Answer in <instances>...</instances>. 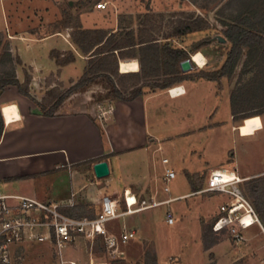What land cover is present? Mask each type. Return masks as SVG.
Instances as JSON below:
<instances>
[{
	"label": "crops",
	"instance_id": "1",
	"mask_svg": "<svg viewBox=\"0 0 264 264\" xmlns=\"http://www.w3.org/2000/svg\"><path fill=\"white\" fill-rule=\"evenodd\" d=\"M36 1L32 0L31 3H28L35 5ZM55 1H51L52 10L49 14H39L36 17L19 12L20 3L18 0H0V32L7 37L12 54L18 56L21 61V65H17L15 70L16 78L20 83H23L26 78L29 79V93L36 101L45 98L46 92L53 88L64 90L75 84L84 74L91 59L89 55L82 54L72 42L70 28L62 27L47 34L31 29L42 18L43 21L39 22L41 24L39 29H44V24L52 22L51 18L57 15L54 12L57 8V4H54ZM43 2L46 3V1ZM97 10L90 14H80L79 20L84 29H100L109 34L120 30L118 21L114 20V17L101 18V14ZM182 49L187 51L185 48ZM53 51L61 54V60L69 59L70 62L58 65L51 55ZM203 58L205 59L203 66H205L207 60L204 56ZM123 64L134 67V70L122 71ZM136 65L137 67H135ZM117 71L121 75L136 74L140 72V66L133 57L124 60L118 58ZM129 78L123 79L126 88L131 86ZM223 80L226 79L222 78L220 82H224ZM215 84L216 81L193 78L172 86V88H181L184 91L181 95L178 93L169 94L168 90L172 91V88H152L150 90L149 87H144L142 94L132 101L108 99L86 107L83 103L78 104L71 101L73 96L80 93L77 92L64 100L55 114L50 117L33 114L34 104L20 95L15 87H6L0 96V113L3 107L14 104L18 108L19 119L15 118L13 122L8 123L4 117L2 118L0 189L3 192L10 191V193L7 192L9 194L23 195L47 202L67 204L72 201L73 207L63 209L66 215L78 219L92 218L99 210L101 198L94 209L88 205L89 202L77 203L75 198L87 184L83 183L79 189L73 176L78 170L86 169L87 173L91 174L95 180L92 184L99 186L98 193L101 194V197L107 195L121 201L123 192L129 190L138 199H143L147 203H159L156 207L130 214L137 215L136 219L127 220L126 227H123L127 230H136L133 228L136 226L137 234L141 240L138 243V255L142 256L146 249L145 245L154 243L152 231L155 225L173 226L175 224V220L172 225L166 224L165 216L158 214L165 213L164 215H166L167 212H171L174 215L172 204L198 192H192L188 183L187 189L182 193L169 195V189L168 193L163 191L167 195H160L157 186L161 181L163 182L165 170L173 171L175 179L177 172L195 174L205 170L198 169L189 172L185 169L183 162L180 164L175 158L174 162L171 164L169 162L167 166H164L160 161L159 172L158 163L150 159L148 155L150 153L153 157L157 152H161L163 150L162 142L167 139L171 141L170 146L174 147L179 136L191 134L198 138L204 135L206 138L209 133L218 130L222 124L221 119L219 120L222 101L224 97L226 99L228 91L224 85V89L217 95ZM98 85L100 89L103 88L101 84H93V86ZM102 91L100 93H103ZM162 117L166 120L161 119ZM230 118L232 119V115ZM260 118L262 120L261 116ZM176 121L178 124L190 121L192 127L175 136L160 135L162 131L160 125L170 129ZM242 124L235 129L238 131L239 138L251 137L240 135L238 129ZM98 125L101 126L104 137H101ZM244 125L252 126L255 132L254 125L250 123ZM262 130L256 131L252 136ZM195 142L201 143L199 139ZM197 149L194 151L195 153H197ZM100 161H105L110 171L109 176L103 180H98L93 172V165ZM134 165V168L136 166L140 168L138 175L132 174ZM45 177H47V186L44 187V191L35 189L33 187L35 181ZM23 182L33 183L32 188L23 190L19 187L16 188V184ZM87 206L91 207L90 215L84 214ZM81 214L82 216L79 217ZM153 214L154 219L152 218ZM130 215H126L124 218ZM128 227L131 228L128 229ZM204 251L205 264H207L206 252L208 249H204ZM122 252L121 257H125L127 253ZM47 253H50L48 246ZM128 257L130 258V256ZM132 259L135 262L139 260L138 256ZM91 261L94 262L91 259L89 263ZM155 263L152 260L141 261L139 264Z\"/></svg>",
	"mask_w": 264,
	"mask_h": 264
},
{
	"label": "rangeland",
	"instance_id": "2",
	"mask_svg": "<svg viewBox=\"0 0 264 264\" xmlns=\"http://www.w3.org/2000/svg\"><path fill=\"white\" fill-rule=\"evenodd\" d=\"M20 3L19 12L24 15L36 16L39 14H49L52 10V0H37L35 5H29L32 0H18ZM43 1H46L44 4ZM71 1V5L69 2ZM225 1V0H224ZM223 0H56L57 8L54 12L57 15L51 18V23L44 24V29H39L43 18L37 21L32 30H40V33H50L54 30L61 29L65 25L72 26L79 20L80 14L93 13L96 9L100 12L101 18H111L118 21V27L122 29L133 28L145 30L148 35L159 39L163 43L162 35L172 30L178 21L186 19L188 14L199 15L207 19L211 24V29L203 32L193 33L188 36L172 40L169 42L173 47L185 48L190 50L191 46L199 43L207 38L211 41L201 47L198 51L191 53L195 56L200 52L207 60L206 65L198 68V65L193 63V70L186 73L189 74V79L198 78L200 71H213L219 68L224 61L226 54L230 50V44L223 35L224 27L219 21L222 19L217 13L218 9L224 2ZM98 4H103L104 8H97ZM42 17V16H40ZM47 18V17H46ZM100 18V17H99ZM50 21V20H49ZM81 24V23H80ZM39 34V32H38ZM220 36L226 40L225 43L219 42L216 37ZM243 56L236 68L233 76L230 79L225 78L224 82H216L215 92L217 95L226 86L227 96L222 101V108L219 120L222 124L217 131L209 133L206 138L204 135L192 136L191 134L177 137L176 146H170L171 141L168 139L162 142L163 150L157 152L149 158L158 163L160 172V161L162 158H167L170 164L176 158L178 163L184 164V167L189 172L201 170L195 173V183L200 185V190H203L210 170H230L239 176L246 179L240 184L241 191L248 203L255 211L259 224H254L248 229L241 231L244 240L235 242L233 237L226 231L220 233H210L206 240L203 239V234L207 228L217 219L220 214V206L224 205L230 198L218 193H201L194 194L186 199L180 200L172 204L175 224L173 226H164L162 224L155 225L152 233L154 236L153 244H144L145 251L142 256H139L140 236L130 240L124 245L121 250L126 254L125 257H110L104 247L102 239L94 242L86 241L81 238L77 239L76 244L71 248H66L64 253L67 259H75L80 261V264H88L92 259L94 262H105L107 264H139L141 261H155V264H205V245L208 242L216 239L217 243L211 246L206 252L207 264H264V113L262 109L254 108L257 105L249 106L246 113L249 115L261 112V117L256 116L246 120L233 121L230 118V94L237 84L246 82L252 74L241 75V68L244 62ZM201 79V78H199ZM202 80V79H201ZM224 83V84H223ZM174 87V86H173ZM152 90L151 87H149ZM172 88V87H171ZM173 89V88H172ZM103 90L98 86H90L84 92L78 93L71 98L74 103H83L84 107L96 101L95 96ZM104 92V91H102ZM129 93H125L128 97ZM47 97V92L46 96ZM14 105V104H13ZM8 105V106H13ZM252 108V109H250ZM1 110V109H0ZM259 111V112H258ZM2 116V112H1ZM3 118V116H2ZM162 117L161 119H163ZM98 120V118H96ZM166 120V118H164ZM250 120L249 122H246ZM3 121V120H2ZM99 121V120H98ZM192 121V120H191ZM241 123L252 124L256 127L255 136L248 138H239L238 131L235 130ZM162 131L160 135L175 136L179 133L186 132L192 125L188 121L180 123L176 121L170 129L160 125ZM231 126L233 127L231 129ZM240 126V127H241ZM239 127V128H240ZM239 130V129H238ZM241 135V132L239 130ZM196 137V138H195ZM199 139L201 142H195ZM174 145V144H172ZM198 147V149H197ZM197 149V153L194 151ZM135 165L133 166V168ZM215 169V170H216ZM177 170V169H176ZM140 168L132 169L133 175H138ZM76 186L80 187L87 184L76 195L77 203L89 202L94 209L97 206L101 194L98 193L99 186L92 184L95 180L91 174L87 173L86 169H80L73 176ZM250 179H258L255 183H250ZM103 180V179H98ZM91 183V184H88ZM188 180L182 172H177V177L170 184V194L182 193L187 189ZM33 183L23 182L16 184V188L31 189ZM256 186L257 191L253 196L251 187ZM47 186V177L35 181L34 188L44 191ZM165 184L161 181L157 189L160 195H167L163 192ZM77 188V189H78ZM6 193L10 191L6 190ZM4 192V193H5ZM253 193V192H252ZM258 209L262 211V218L258 213ZM87 210V211H86ZM84 211L85 215L91 214V207L87 206ZM152 211V210H151ZM155 214V213H154ZM154 214L152 218L154 219ZM159 213L158 215H164ZM137 215L118 218L107 227L109 232L119 234L123 227H126L127 220H135ZM261 225V227H260ZM131 227H128L130 229ZM137 230L136 226H133ZM213 232V231H212ZM246 238V239H245ZM144 242V241H143ZM146 243V242H144ZM23 245V244H22ZM47 244L45 243H29L22 246L23 259L15 264H53V259L50 253H47ZM15 246L11 248L14 250ZM130 252V253H129ZM141 252V251H140ZM130 256V258L128 257ZM138 256V261L135 262L133 257Z\"/></svg>",
	"mask_w": 264,
	"mask_h": 264
},
{
	"label": "trees",
	"instance_id": "3",
	"mask_svg": "<svg viewBox=\"0 0 264 264\" xmlns=\"http://www.w3.org/2000/svg\"><path fill=\"white\" fill-rule=\"evenodd\" d=\"M217 13L222 18L219 23L224 27L223 35L231 47L219 68L213 71L202 70L198 78L216 82L222 78L230 79L241 58L245 56L241 75L251 73L252 76L246 82L237 84L231 91V115L233 121L261 116V112L252 115L246 112L251 105H257L253 109L264 110V0H225ZM211 27L207 19L199 15L188 14L186 19L178 21L171 31L162 35L163 43H160L159 39L148 35L145 30L141 29L135 31L119 28V31L109 34L100 29H84L78 20L72 26L65 25L64 28L71 29L72 42L82 54L90 56L89 66L75 84L64 90L53 88L47 91V97L41 101H36L30 95L28 78L23 83L16 78L15 70L17 65H21V61L18 56L12 54L7 37L0 32V96L6 87L13 86L20 95L34 104L33 114L46 117L53 116L61 103L69 96L83 92L93 84H101L104 88L103 93L95 96L98 102L108 99L132 101L142 94L144 87L166 89L188 80L189 74L181 72L180 63L189 59L191 53L207 45L211 38L192 45L189 51L173 47L169 42L193 33L207 31ZM51 55L58 65L70 62L69 59L61 60L59 52L53 51ZM128 57H133L138 61L139 73L128 75L118 73V58L124 60ZM133 70L132 66L126 64L122 66L124 72ZM125 77H130L128 81L131 86L128 88L123 84ZM125 93H129L128 97ZM98 129L101 137H104L100 125ZM2 130L3 121L0 113V137ZM185 176L192 192L199 191L200 185L195 183V174L185 172ZM257 181L258 179L249 180L251 184ZM250 191L254 196L257 191L256 186H252ZM258 213L260 217L263 215L260 209ZM81 216L82 214L79 217ZM213 223L203 234L204 240L208 234L215 233L212 232ZM216 243V239L208 242L205 249H209Z\"/></svg>",
	"mask_w": 264,
	"mask_h": 264
},
{
	"label": "built area",
	"instance_id": "4",
	"mask_svg": "<svg viewBox=\"0 0 264 264\" xmlns=\"http://www.w3.org/2000/svg\"><path fill=\"white\" fill-rule=\"evenodd\" d=\"M103 7V4L97 5V8ZM192 58L193 56L191 61L196 65ZM168 93L171 94V89ZM183 93L184 91H178V95ZM161 163L167 166L169 161L163 158ZM221 171L225 169L210 171L206 186L195 194L218 193L230 198L228 202L220 206V214L212 225V231L215 233L226 231L235 242H241L244 240L241 231L259 224V220L241 191L240 184L245 179L237 176L234 180L226 181ZM174 179L175 173L166 169L163 176L165 193L169 192L168 184ZM157 205L159 203H147L143 199H138L131 191L125 190L121 201L104 195L100 199L99 210L94 217L78 219L63 212L64 208L73 207L72 201L59 204L4 193L0 189V264L20 262L23 259L22 246L34 242L48 245L53 264H80L78 260L67 259L64 253L67 247L71 248L76 244L78 238L90 242L102 239L110 257H121L123 254L121 248L130 240L137 238V231L123 229L116 235L108 231L107 225L113 220L140 213ZM245 216L250 217V223H244ZM165 222L168 225L174 223L171 212L166 213ZM13 246L15 249L11 250ZM89 264H92V261ZM95 264L107 263L95 262Z\"/></svg>",
	"mask_w": 264,
	"mask_h": 264
},
{
	"label": "bare ground",
	"instance_id": "5",
	"mask_svg": "<svg viewBox=\"0 0 264 264\" xmlns=\"http://www.w3.org/2000/svg\"><path fill=\"white\" fill-rule=\"evenodd\" d=\"M192 60L196 63V65H198V67H203V65L205 64V59L203 58V56L201 54H196L195 56H193ZM177 88V87H176ZM179 92H182V89L179 88L177 89H172L171 93L173 94H177ZM176 96V95H175ZM2 116L4 117V119L8 122L11 123L16 119H19V113H18V108L16 105L13 106H5L2 108ZM241 135L244 137L247 136H252L255 134L254 129L252 126H248V125H244L242 127L239 128ZM221 175L223 177V179H225L226 181H231L236 179V174L230 170H225V171H221ZM250 217L249 216H245L244 217V223H250ZM253 226V225H252ZM92 264H95V262H92Z\"/></svg>",
	"mask_w": 264,
	"mask_h": 264
},
{
	"label": "water",
	"instance_id": "6",
	"mask_svg": "<svg viewBox=\"0 0 264 264\" xmlns=\"http://www.w3.org/2000/svg\"><path fill=\"white\" fill-rule=\"evenodd\" d=\"M69 5H71V1L69 2ZM216 39L221 42L225 43L226 40L220 36H217ZM180 70L182 73H187L191 71L193 64L190 59H186L180 63ZM93 172L97 179H104L109 176V167L108 164L105 161H100L93 165Z\"/></svg>",
	"mask_w": 264,
	"mask_h": 264
}]
</instances>
